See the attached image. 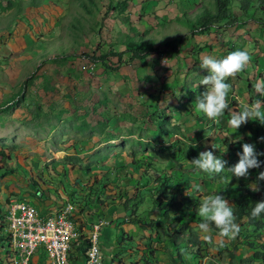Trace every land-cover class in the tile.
Here are the masks:
<instances>
[{
  "label": "rangeland",
  "instance_id": "rangeland-1",
  "mask_svg": "<svg viewBox=\"0 0 264 264\" xmlns=\"http://www.w3.org/2000/svg\"><path fill=\"white\" fill-rule=\"evenodd\" d=\"M8 1L0 0V6ZM19 1L25 3L5 11L0 9V149L4 147L13 158L7 163L0 158V236H8L3 216L9 200L27 201L42 211L40 198L58 205L70 204L74 199L77 203H72L80 209L76 220L83 229L101 225V264H113L118 258L124 264H176L173 246L157 244L155 236L148 242V234L138 226V232L122 235L120 228L108 225L116 211L111 205L96 204L92 202L95 198L89 205L85 203L90 191H83L82 185L89 181L90 186L93 176L100 179L113 164L116 168L108 174L104 195L114 197L119 189L123 191L124 182L117 186L116 175L122 181L128 174L133 175L128 186L135 190L139 176L131 163V153H135L136 159L144 155L157 162L167 175H175L181 183L188 184L182 193L185 199H198L193 212L186 202L182 203L181 213L190 219L199 237V250L198 246L192 247L181 264H198L197 250L205 258L202 264H256L240 244L245 230H240L234 239L204 233L199 228L202 218L198 208L204 197L221 194L234 209L230 200L237 178L227 170L238 163L243 143L255 147L263 143L260 138L264 135L255 132L258 128L254 127L264 129V124L249 121L253 131L247 127L237 137L236 129L228 125L229 116L225 120L227 128L222 130L196 109L195 102L207 90L198 86L202 77L209 74L200 68L203 56L223 59L238 50L247 51L251 60L244 72L228 81L232 91L226 112L231 115L257 99L264 100L253 87L264 80V22L256 24L236 10L234 14L245 22L202 34L192 32V22L200 18L204 7L212 10L215 0H116L121 3L117 12L109 11L110 0H33L37 7L29 5L31 0ZM184 20L189 23L183 22V26ZM168 42L180 43L179 52H173ZM142 43L155 49L146 60L148 66H141L136 60L108 73L104 65L88 57H99L115 44H122L120 53L129 59L133 50L126 44ZM39 46H45L41 56L48 55L44 64L33 58ZM118 64L115 57L113 67ZM14 98L17 103L9 111L2 110ZM153 112L157 113L156 121L162 114L169 119L163 121L169 135L160 134L156 121L150 123ZM223 138H240L242 143L237 152L227 153L230 158H222L229 164L219 176L198 170L192 161L199 156L187 160L192 149L199 154L213 147L228 151ZM69 156L78 160L73 162L76 169L68 176L60 165ZM87 167L92 169L91 174L85 173ZM8 169L13 172L3 175ZM200 172L203 180H199ZM241 180L256 187L253 180ZM172 182L176 184V179L170 185ZM103 209L112 214L102 213ZM159 234L170 241L169 231L168 236L164 230H159ZM128 238H135L143 248L136 249L134 240ZM6 240L0 242V258L2 250L9 248ZM188 246V241L183 242L185 250Z\"/></svg>",
  "mask_w": 264,
  "mask_h": 264
},
{
  "label": "trees",
  "instance_id": "trees-1",
  "mask_svg": "<svg viewBox=\"0 0 264 264\" xmlns=\"http://www.w3.org/2000/svg\"><path fill=\"white\" fill-rule=\"evenodd\" d=\"M90 1L93 2V0ZM21 2L23 1L9 0L6 5L0 6V9L3 11L10 8L12 9L14 5L22 4ZM29 5L37 7L38 3L31 0ZM120 5L121 3H119V1L110 0L109 11L117 12V9L118 7H120ZM236 10H238L241 15L247 16V19H252L254 22H256V24H262L264 22V0H215L214 8L212 10H207L204 7L202 12L200 13V18L195 23L192 22V24H195V27H192V32H195L197 30V33L202 34L207 30H219L223 27L233 26L236 23L245 22L246 20L234 14ZM181 22L184 26L185 24L183 22L189 23V20H184ZM121 45L122 44H115L112 48L109 49L108 52L101 54L99 57H96L95 54L93 56L88 55V57H92L93 61L104 65L106 67V72L109 73V71H119L120 67L132 65L136 60L140 61L141 66H148L146 60L150 56L149 54L152 53V51H155V49L153 48H148L147 43L137 45L126 44L129 49L133 50V55L130 56L129 59H126L124 58V53H120ZM180 45V43H167V46L173 48V52L175 53L179 52ZM39 48L40 49L38 50V53H34L33 58L40 59V64H44L48 62V55L44 54L41 56L42 52L45 49V46H42V48L39 46ZM61 49L62 48H58V50ZM115 57H118L119 62L117 68L113 67V59ZM249 87H251V85H249ZM16 103L17 101L15 100V98L7 101L4 104L6 106L2 110L9 111ZM228 116L230 119L231 115H229L228 112H225L223 117L219 120L218 125L220 128H222V130L227 128V122L225 120ZM156 117V112L150 114V123L156 121ZM164 120L169 121V119L167 117H163L162 114L161 117L158 118L156 123L158 124L160 134L163 136H167L169 135L168 133H170V131L164 128ZM247 127H249V129H252L253 131V128L247 123L246 125H243L239 130H236V136L238 137L241 132L244 131ZM254 128H258L257 130H254L255 132L257 131L258 133H262L264 135L263 127L261 128L259 125H257ZM235 141H237V139L230 140L229 138H223L222 143L228 148V151H221L219 148L216 149V147H214L211 151H213L214 155L218 156L221 159H228V157L230 158V155L227 153L237 152L241 148V140H239V142ZM256 151L257 153H264V142L256 147ZM177 152L178 154L181 153V147L179 145L177 146ZM131 156L133 157L131 163L139 174L138 184H136V187H134L135 190L131 189L132 187L128 186L133 175L128 174V177L123 181L121 178H119V175H116L118 177H114H116V180H118L117 186L120 182H124L123 191L119 189V192L117 191L114 197L104 195L107 188V183H109L108 174H113L116 168L115 164H113L111 165L110 170L107 171L106 174L100 179H97L95 176H93V183L90 186L89 181H87L85 185H82L83 191L86 189H89L90 191L86 195L85 203L86 205H89L92 199L95 198V200L92 202L96 204H103L104 202H106L104 203L105 206L112 205L115 210L124 208L127 213L130 212L128 216L129 223L138 225L142 229L149 228L152 231L159 229L161 230V232L162 230H164L166 236H168L167 232L169 231L170 236H168V238L170 239V241L167 244H164L170 247L173 245L176 248V264H181L183 263V258L187 259V252H191L192 247L198 246L199 250V237L195 234L196 231H194V225L192 222H190V219L188 220L182 215V203L186 202L188 204L187 206L190 207V210H192L193 212L196 208L195 206H198V199H185L182 193L186 191L185 188L187 186L189 187V185H184L183 183H181V180H179L180 178L175 175L169 176L164 173V171L156 164L157 162H152L144 155L140 158L138 157V159L135 158V153H131ZM197 156H199V151L196 149H192L191 153L187 155V160L192 161ZM0 158L5 162L6 160H13L12 154L8 155L4 147L0 149ZM258 159L261 162V167L259 169L250 170V175L247 178L248 181L253 180L256 187L251 188L247 181L235 179V190H232V193H234V197L230 201L234 205L233 210L236 216V222L240 226V230L246 231L241 238L242 243L240 242V244L245 248V250H248V253L250 254L248 257L249 259L253 258L256 261V264L257 262L260 264H264V214L255 219H253L251 216V211L255 207V204L259 201H264V180H258L259 173L264 172V155H259ZM77 160L78 159L75 156L67 157L64 163H61L60 165L61 170L69 176L70 171L76 169L74 163L77 162ZM230 162L233 164L234 160ZM139 163H145L146 165L141 166V164ZM186 163L189 162L186 161ZM227 163L229 164V162ZM70 165L72 166V168L70 167ZM138 166L140 167L136 168ZM143 168L145 170L144 172H141ZM0 169H3V167H0ZM9 170L10 169L6 170L5 174L3 175H8L9 173L13 172ZM84 171L87 174H91V172H93L89 167H87ZM203 178L204 176L200 172L199 180H203ZM173 179H176V184L172 182V184L170 185V181ZM111 182L112 181L110 180V183ZM142 191L144 192V194H142ZM72 195L78 196L71 194V196ZM100 198H102L103 201L102 199L100 200ZM73 201L77 203L76 200L73 199ZM73 205L75 206V204ZM174 224L177 225L176 229H174ZM120 230L122 235H125L123 228H121ZM210 232L212 234H218L219 230L215 228V225H212ZM158 236L160 245L163 244V241L165 242L167 240L166 237H163L162 241V237L159 233ZM171 236H173L174 240L171 239ZM6 239L7 238L0 236V242H4ZM128 239L131 240V238ZM243 240H245L246 242ZM185 241L189 242L187 250L182 247V244ZM85 242L86 240L82 239V242L78 247L77 255L79 260H82L81 258L83 257V255L86 257L85 252L87 248L84 245ZM198 250L195 253V260L197 259L198 264H202V258H205L203 256L201 258L200 251ZM231 258L235 257L231 255ZM235 259L236 261H239L237 258ZM6 262L7 261L5 257L0 258V264H7ZM75 262H77V260H75Z\"/></svg>",
  "mask_w": 264,
  "mask_h": 264
},
{
  "label": "clouds",
  "instance_id": "clouds-1",
  "mask_svg": "<svg viewBox=\"0 0 264 264\" xmlns=\"http://www.w3.org/2000/svg\"><path fill=\"white\" fill-rule=\"evenodd\" d=\"M250 60L251 57L248 52L240 50L230 53L223 59H217L210 55L203 56L200 68L206 70L209 74L202 77L198 86L203 85L207 90L197 98L195 105L196 109L200 113H203L208 120L214 123H219L220 118L223 117L226 111H229V94L232 91V85L228 83V81L230 79H235L240 73L244 72L250 64ZM253 87L257 94L264 96V80L257 81ZM249 121H259L261 124H264V100L257 99L254 103L245 105L242 111L231 113L228 125L233 129L239 130ZM239 139L240 138H238L235 142H239ZM260 140L261 142H264V137H261ZM238 155V163L227 171H230L237 179H247L250 175V170L259 169L261 167V162L258 159V156L264 155V153H257L254 144L243 143L242 153H238ZM192 164H194L201 172L215 177L219 176L226 170L227 161L214 155L213 151H206L201 152L199 157L192 161ZM258 180H264V172L259 173ZM198 188L199 186L196 185L195 189L198 190ZM10 202L12 201L9 200L8 204H6L7 207ZM66 204H63L62 207ZM62 207H60V209H62ZM73 207L75 208L74 205ZM262 214H264V201H259L252 209L251 216L255 219L260 217ZM198 215L202 218L199 228L204 233L210 232L211 226L215 225V228L219 230V235L221 237L234 239L239 234L240 226L236 222L234 210L228 200L221 194H213L204 197L198 208ZM4 216L8 230L6 214ZM71 217L73 219L72 214ZM94 226L95 225H93V227ZM89 233L90 231L88 234ZM86 236L87 235H85V237ZM7 239L9 242V236H7ZM83 240L88 242V239L84 238ZM9 248L7 250V257H5L7 261L6 263H8V258L11 257ZM88 248L89 246L87 247L85 255ZM75 252L77 257L78 248H75ZM72 253L70 263L74 264L75 259L77 258L75 257L72 261ZM86 258L87 257H85V260ZM85 260L83 264L85 263Z\"/></svg>",
  "mask_w": 264,
  "mask_h": 264
},
{
  "label": "built area",
  "instance_id": "built-area-1",
  "mask_svg": "<svg viewBox=\"0 0 264 264\" xmlns=\"http://www.w3.org/2000/svg\"><path fill=\"white\" fill-rule=\"evenodd\" d=\"M6 212L11 257L7 264H71V253L82 239H88L89 248L84 264H100L98 246L101 225H95L85 237L72 219V204H66L56 214L45 217L27 201H12ZM45 259H42L43 256Z\"/></svg>",
  "mask_w": 264,
  "mask_h": 264
},
{
  "label": "crops",
  "instance_id": "crops-1",
  "mask_svg": "<svg viewBox=\"0 0 264 264\" xmlns=\"http://www.w3.org/2000/svg\"><path fill=\"white\" fill-rule=\"evenodd\" d=\"M137 179H138V177H137ZM132 180V179H131ZM143 192V191H142ZM35 197H36V194H35ZM26 198V197H25ZM38 202H42V211H40L38 208V210H39V212L43 215V216H45V217H48V216H51L52 214H56L58 211H59V209H60V207H62V205L63 204H60V205H58V204H55V203H53L52 202V200L51 199H45V200H42V198H40V200L38 201ZM112 206V205H111ZM77 209H78V207H77V205L75 206ZM113 207V206H112ZM114 208V207H113ZM107 209H109V210H111L109 207H107ZM107 209H103V210H101V212L102 213H104V212H106V213H108V214H112V213H110V211H108ZM115 209V208H114ZM79 210V212H75L76 211V209L73 211V213H72V216H73V219L77 222V220H76V216H80V209H78ZM113 212V211H112ZM5 215V214H4ZM128 216H129V213H127L126 211H125V209L124 208H120V209H118V210H116L115 211V213L113 214V215H111V217H112V220L111 221H108L109 223H108V225H110V226H113V227H118V228H123V230H124V232H125V235H127V236H129L128 235V233L129 232H138V225H134V224H132V223H129V220L127 219L128 218ZM3 217H5V216H3ZM123 219V220H122ZM116 221V222H115ZM115 222V223H114ZM119 224H121L120 226H119ZM77 225L79 226V228H80V230L83 232V234H85V235H88V232L89 231H91L92 230V225L90 226V227H87V229H83L78 223H77ZM94 225V224H93ZM138 226V227H137ZM142 229V228H141ZM141 232H145V233H147L148 234V238H146V240L149 242L150 241V243H151V241H153V237L155 236V238H157V240H156V243L158 244L160 241H159V236H158V233H159V230H157V231H152L151 229H149V228H147V229H142V231ZM156 234V235H155ZM134 240V241H133ZM133 240H131V241H133V242H135L134 244H136V249H138V250H140V248H143L142 246H140V243L139 242H137L136 241V239L135 238H133ZM162 241H163V239H162ZM169 242V240L167 239L165 242L163 241V243H168ZM154 243H152V245H153ZM152 245H150V246H152ZM173 246V245H172ZM119 247H121L120 245H119ZM174 247V246H173ZM145 248H147V247H145ZM2 255H3V257H7V251H5L4 249L2 250ZM10 256H11V253H10ZM42 256H43V258H45V256L42 254ZM40 258V256H36L34 259H33V263L34 264H39V261H38V259ZM42 258V259H43ZM77 258V257H76ZM82 260H79L78 258L77 259H75V260H77V262H74V264H83V262H84V260H85V256L83 255V257L81 258ZM79 260V261H78ZM122 259H120V258H118V260L117 261H115L113 264H124V263H122ZM226 262V261H225Z\"/></svg>",
  "mask_w": 264,
  "mask_h": 264
},
{
  "label": "water",
  "instance_id": "water-1",
  "mask_svg": "<svg viewBox=\"0 0 264 264\" xmlns=\"http://www.w3.org/2000/svg\"><path fill=\"white\" fill-rule=\"evenodd\" d=\"M84 245L86 246V248L89 246L87 241L84 243Z\"/></svg>",
  "mask_w": 264,
  "mask_h": 264
},
{
  "label": "bare ground",
  "instance_id": "bare-ground-1",
  "mask_svg": "<svg viewBox=\"0 0 264 264\" xmlns=\"http://www.w3.org/2000/svg\"><path fill=\"white\" fill-rule=\"evenodd\" d=\"M216 251V250H215Z\"/></svg>",
  "mask_w": 264,
  "mask_h": 264
}]
</instances>
